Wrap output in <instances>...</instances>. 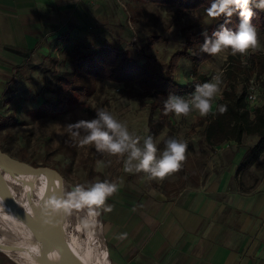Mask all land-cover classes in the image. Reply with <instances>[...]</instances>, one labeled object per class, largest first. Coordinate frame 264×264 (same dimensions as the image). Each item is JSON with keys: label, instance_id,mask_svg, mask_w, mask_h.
<instances>
[{"label": "rangeland", "instance_id": "1", "mask_svg": "<svg viewBox=\"0 0 264 264\" xmlns=\"http://www.w3.org/2000/svg\"><path fill=\"white\" fill-rule=\"evenodd\" d=\"M86 5L89 13L78 10L58 18L59 24L55 29L60 30L58 33L50 30L48 25L44 26L45 32L50 33L49 36L31 51L20 55L21 57L0 43V115L14 117L13 124L0 130V147L19 160L58 170L65 179V204H72L70 193L77 185L87 186L103 179L120 183L118 194L107 201L108 205L119 202L120 196L125 199L130 195L140 194L141 199L151 196L177 198L182 192L195 190L207 182L210 163L215 154L226 151L233 153V146L238 149L246 148L258 137L246 136L241 145L227 140L214 149L203 141L200 126L192 128L194 119L197 122L201 120L197 113H193L196 116L192 114L188 118L179 119L173 114V126L165 128L156 140V143L163 141L157 155L159 158L166 139L177 136L188 143L187 158L179 172L163 181H149L144 173H125L120 158L98 152L94 145L80 146L79 138L72 136L66 126L79 120L94 118L99 109L111 112L128 126L130 132L141 137L148 134L150 115L153 113L159 116V110L152 111L154 97L138 84L123 86L117 82L76 74L71 59L76 45L86 52L111 45L124 50L127 55L146 64L152 71L165 75L172 54L183 48L185 31H194L203 37V31L209 34L212 24L219 23L218 20H210L204 8L181 11L175 6L144 0H90ZM257 31L261 44L258 51L264 53V30L257 28ZM53 34L56 35L53 37ZM156 36L161 38L157 39ZM43 45L47 48L42 47ZM139 49L156 60L144 58ZM230 54L229 50L213 56L199 67V72L210 77L209 81L219 75L223 91L228 86L226 63ZM235 56L241 57L244 65L248 64L249 55ZM62 77L73 79L76 86L86 85L87 91L83 94L69 91L67 111L56 115L46 107L44 101L57 98ZM195 77L190 58L182 57L175 70V78L184 85H191ZM251 78L245 80L246 76L240 74L236 83L238 89L241 90L248 84L249 94L254 88H259L260 78L254 82ZM193 90L190 87L182 97H187ZM219 100L213 108L217 107ZM84 134L80 130V135ZM263 178L264 153L254 164L236 174L232 188L250 191ZM14 191L18 197H26L29 203L36 205L33 191L2 176V195L9 198ZM73 208L81 210L74 205ZM21 210V213L29 214L27 208L22 207ZM36 212L40 213L39 210ZM97 212L104 224V241L111 248L107 237L105 210L98 208ZM83 217H87L86 210ZM0 264L18 263L0 250Z\"/></svg>", "mask_w": 264, "mask_h": 264}, {"label": "crops", "instance_id": "2", "mask_svg": "<svg viewBox=\"0 0 264 264\" xmlns=\"http://www.w3.org/2000/svg\"><path fill=\"white\" fill-rule=\"evenodd\" d=\"M89 1L0 0V43L23 56L49 36L44 26L58 33L57 19L78 10L89 13ZM198 122L192 128L200 126L206 142L207 121ZM250 135L257 134L244 140ZM257 141L215 154L207 182L177 198L140 194L110 203L104 216L111 264H264V178L250 191L232 188L247 149Z\"/></svg>", "mask_w": 264, "mask_h": 264}, {"label": "trees", "instance_id": "3", "mask_svg": "<svg viewBox=\"0 0 264 264\" xmlns=\"http://www.w3.org/2000/svg\"><path fill=\"white\" fill-rule=\"evenodd\" d=\"M144 1L175 6L181 11L206 9L211 3V0ZM254 13L252 23L256 28L264 30V11L254 9ZM217 20L219 23L212 24L209 28V35L213 31L219 30L223 17ZM238 24L239 17L238 15H234L232 22L227 26L235 30ZM184 37L183 48L172 54L165 75L152 71L146 64L127 55L124 50L111 45H105L99 50L90 52L82 51L76 45L72 50L71 59L74 63L76 74L117 82L123 84V86L138 84L147 94L154 97L152 111L159 109L160 115L158 117H155L153 113L150 115L147 135H152L156 142L165 128L173 126L171 120L173 114L164 115L163 113L164 101L168 94L173 92L178 96H183L190 87L194 88L196 84L210 80V77L206 73L199 72L200 65L213 57L200 51V45L203 43L204 37L195 34L194 31H185ZM155 38L160 39L161 37L156 36ZM139 52L144 58L151 61L156 60L153 56L146 55L141 49H139ZM182 57L190 58L192 70L196 75L191 85H184L175 78V70ZM248 61V64L244 65L241 57L229 55L226 63L228 86L223 91V99L218 101V105H227V111L224 114H220L216 108L212 114L196 124L203 125L207 121V126L202 131V134L204 135V140L213 148L226 140H236L238 144H242L246 134L258 135L257 143L247 149L238 172L254 164L264 153V102L256 108L253 114L247 98L249 92L248 84H245L241 90L236 85L240 74L246 76L245 80L254 75L259 79L264 75V53L259 51L250 53ZM261 87L263 89L262 97L264 100V81H261ZM69 91L83 94L87 91V87L86 85L76 86L73 79L62 77L57 98L55 100H45L46 107L56 115L65 113L68 107ZM13 122L14 117L12 115L0 116V130H3L9 124H13ZM162 145L163 141L158 142V149Z\"/></svg>", "mask_w": 264, "mask_h": 264}, {"label": "clouds", "instance_id": "4", "mask_svg": "<svg viewBox=\"0 0 264 264\" xmlns=\"http://www.w3.org/2000/svg\"><path fill=\"white\" fill-rule=\"evenodd\" d=\"M254 9L264 11V0H211L205 9L206 16L210 20L223 17V22L219 30L210 35L206 31L201 33L204 39L200 51L216 56L230 50L231 55L239 54L242 57L258 51L261 44L257 28L252 23ZM234 15L239 17L235 30L227 26ZM221 85V77L217 75L211 81L196 84L187 97L170 92L164 101V115L171 113L179 119L197 113L199 117H207L213 113L216 101L223 99ZM217 110L224 114L227 105L220 104ZM66 127L72 136L79 138L80 146L94 145L98 152L120 158L125 173H144L149 181H163L179 172L187 158L188 143L183 138L172 136L166 139L158 158V146L152 135L141 137L130 132L125 123L104 109L97 110L92 119L79 120ZM80 130L85 134L81 136ZM119 190L120 183L109 179L98 180L87 186L77 185L70 193V202L76 208L88 206L90 215H98L94 209L112 210L107 201Z\"/></svg>", "mask_w": 264, "mask_h": 264}, {"label": "bare ground", "instance_id": "5", "mask_svg": "<svg viewBox=\"0 0 264 264\" xmlns=\"http://www.w3.org/2000/svg\"><path fill=\"white\" fill-rule=\"evenodd\" d=\"M3 177L22 184L36 197L34 206L14 191L9 198L4 197L12 209L22 212L25 207L29 214H38L39 210V214L56 216L67 225L80 264H111L99 216L90 215L88 206L79 210L64 203L65 179L58 170L48 167L38 173H22L8 168ZM0 250L18 264H66L63 240L55 227L42 222L27 226L1 213Z\"/></svg>", "mask_w": 264, "mask_h": 264}, {"label": "water", "instance_id": "6", "mask_svg": "<svg viewBox=\"0 0 264 264\" xmlns=\"http://www.w3.org/2000/svg\"><path fill=\"white\" fill-rule=\"evenodd\" d=\"M10 159H13V161H10ZM8 168L22 173H38L42 169L48 168V166H36L23 160L14 159L0 147V213L7 218L24 223L27 226H37L38 222L52 225L58 230L62 237L65 248L66 264H80L73 245L70 230L60 218L48 214H25L15 211L8 205L1 192V179Z\"/></svg>", "mask_w": 264, "mask_h": 264}, {"label": "built area", "instance_id": "7", "mask_svg": "<svg viewBox=\"0 0 264 264\" xmlns=\"http://www.w3.org/2000/svg\"><path fill=\"white\" fill-rule=\"evenodd\" d=\"M257 79L256 76H254L253 78H251V81L254 82ZM261 81H264V75L261 76L260 78V85L259 88H254L247 96L248 100H249V107L251 109V112L254 114V112L256 111V108L258 106H261L264 102L263 97H262V93H263V89L261 86Z\"/></svg>", "mask_w": 264, "mask_h": 264}]
</instances>
